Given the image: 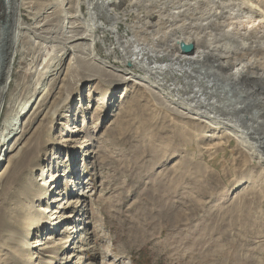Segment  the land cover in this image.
Masks as SVG:
<instances>
[{
    "label": "rangeland",
    "instance_id": "374dc122",
    "mask_svg": "<svg viewBox=\"0 0 264 264\" xmlns=\"http://www.w3.org/2000/svg\"><path fill=\"white\" fill-rule=\"evenodd\" d=\"M81 1L86 21L89 10ZM129 1L113 8L117 21L101 16L94 32L101 58L94 68L80 66L70 52L61 60L53 38L25 29L16 44L0 113V131L10 117L18 122L0 145L2 158H13L5 172L0 165V219L10 221L0 225V264H264V163L238 148L226 130L216 135L183 127L187 120L160 111L163 106L135 79L113 76L116 69L143 74L124 63L118 43L133 37L131 28L146 17L145 8ZM0 2L5 32L6 11L14 4ZM34 11L20 6L31 32ZM79 41L73 44L85 56L89 40ZM0 48V68L8 67L5 34ZM144 121L155 128L151 133L143 132ZM177 125L184 136L175 135ZM200 134L215 136L199 140ZM189 137L198 141L187 143ZM50 175H59L53 184L64 188L58 202L59 189L51 194L41 185ZM25 184L34 188L32 195H20ZM18 203L21 221L32 215L40 221V237L14 224ZM70 212L74 220L50 225ZM67 227L71 231L64 232ZM41 237L52 239L44 250L34 248Z\"/></svg>",
    "mask_w": 264,
    "mask_h": 264
},
{
    "label": "bare ground",
    "instance_id": "6f19581e",
    "mask_svg": "<svg viewBox=\"0 0 264 264\" xmlns=\"http://www.w3.org/2000/svg\"><path fill=\"white\" fill-rule=\"evenodd\" d=\"M7 1L14 4V9L10 6L11 9L5 10L7 16L5 32L1 31L5 26H2L4 14H1L0 9V36L3 34L7 36V61L9 62L8 67L1 65L0 68V113L4 91L11 75L10 62L15 57L13 53L24 29L33 37L53 38L57 44L52 47L57 54L60 53L61 60L70 52L80 66L94 68L93 66L99 65L97 59L101 58L94 45L96 37L94 32L101 28L99 24L101 16H111L117 21L118 14L113 8L122 7L130 2L129 0H86L89 14L86 21H83L81 0ZM160 2V0L131 2L133 6L145 8L146 17L143 21H138L137 26L131 28L133 37L128 40L120 39L118 43L124 63L138 67L143 74L138 75L126 69H116L112 72L113 76L119 77L120 80L135 79L134 82L144 86L142 89H148L156 105L158 103L159 106H163L159 107L160 111L187 120L184 125L182 124L183 127L194 128L195 126L201 131L213 133L222 129L226 130V133L236 140L238 148L247 152L257 164L264 163V0H167L163 1L164 4ZM0 5L2 6L1 2ZM24 5L31 7L32 10L35 9L33 14L35 13L36 20L32 26L33 32L29 31L28 26L24 27L25 22L20 13V6ZM112 10L114 13L111 15ZM135 11L139 10L135 9ZM79 40H89L86 43L88 47L85 46L88 50V52L85 51L87 53L85 56L77 53L81 51V48L80 50L77 48L80 44H73ZM182 42L192 43L193 49L188 53L181 52ZM67 45L69 48H66ZM106 54L110 55V52L107 51ZM29 102L30 100L23 104L22 111L29 106ZM9 120L5 129L0 131V145L6 143L11 134L18 130L16 115ZM193 121L197 122L192 123ZM143 124L144 126L141 127L145 134L155 129L148 122ZM182 125L175 126L177 131L175 135L184 136L182 133L185 130L179 128ZM203 136L215 135L200 134L199 140H203ZM194 141H191L189 137L187 143L193 144ZM144 142H142L143 145L149 147V143ZM157 144H155L156 148H158ZM7 154L9 153H5V158H2L0 153V165L3 163L2 166L5 167L3 172L9 168L13 160L12 157L6 160ZM2 160L7 163L5 164ZM55 176L57 175H50L44 179L45 184L41 185L46 187V192L50 189L51 194L54 189H59V191L55 190L54 193L57 195L53 201L58 202L60 199L57 196H60L64 188L55 187L53 183L58 181L59 175ZM33 191V187L29 185L28 188L25 184L20 195L30 196ZM71 202L73 201L69 202L68 209L72 208ZM18 205L11 215L14 218V224L21 223L22 227L27 226L29 230L34 228L37 237H40L38 233L41 228L40 221L33 220V215L24 216V221H21L24 210L21 203ZM71 214L72 212L67 215L62 214L61 217L55 218H58L57 220L49 221V223L55 226L54 221L66 217L74 220V215ZM8 222L10 221L7 219H0V225H8ZM69 231L71 227L64 230V232ZM50 238L45 241L42 237L35 238L34 248L46 249V246L44 248L41 246L50 242L52 240Z\"/></svg>",
    "mask_w": 264,
    "mask_h": 264
},
{
    "label": "water",
    "instance_id": "95a60500",
    "mask_svg": "<svg viewBox=\"0 0 264 264\" xmlns=\"http://www.w3.org/2000/svg\"><path fill=\"white\" fill-rule=\"evenodd\" d=\"M191 48H192V46L190 44H187V43H184V42L181 43V49L183 51H190Z\"/></svg>",
    "mask_w": 264,
    "mask_h": 264
}]
</instances>
